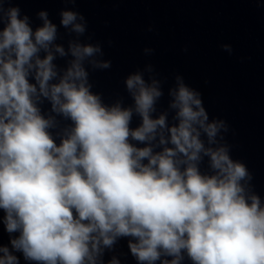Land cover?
<instances>
[{
  "label": "clouds",
  "instance_id": "1",
  "mask_svg": "<svg viewBox=\"0 0 264 264\" xmlns=\"http://www.w3.org/2000/svg\"><path fill=\"white\" fill-rule=\"evenodd\" d=\"M59 16L67 48L47 10L33 28L0 0V224L10 238L0 264H20L16 253L27 264H105L125 238L137 264H264V201L230 155L228 123L210 120L179 74L157 115L164 81L150 63L124 79L130 105L105 103L88 68L111 61L81 41L83 14Z\"/></svg>",
  "mask_w": 264,
  "mask_h": 264
}]
</instances>
